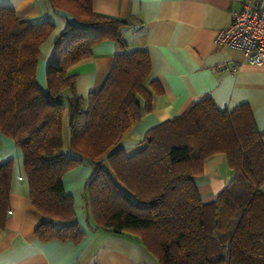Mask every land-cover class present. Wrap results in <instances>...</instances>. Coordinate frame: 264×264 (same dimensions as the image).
<instances>
[{
    "label": "trees",
    "instance_id": "1",
    "mask_svg": "<svg viewBox=\"0 0 264 264\" xmlns=\"http://www.w3.org/2000/svg\"><path fill=\"white\" fill-rule=\"evenodd\" d=\"M49 3L67 24L54 40L45 88L37 67L54 24L0 6V133L22 151L30 199L45 217L37 238H84L63 177L89 163L95 170L85 185V209L95 229L133 235L159 264H264V133L251 106L221 110L204 96L151 127L146 146L128 155L124 137L161 91L148 51L129 50L126 22L95 11L93 0ZM103 40L118 42L121 51L102 88L83 96L68 68ZM218 152L233 175L206 202L196 178ZM14 171L13 159L0 163L1 226Z\"/></svg>",
    "mask_w": 264,
    "mask_h": 264
},
{
    "label": "crops",
    "instance_id": "2",
    "mask_svg": "<svg viewBox=\"0 0 264 264\" xmlns=\"http://www.w3.org/2000/svg\"><path fill=\"white\" fill-rule=\"evenodd\" d=\"M244 1L93 0L95 11L126 22L122 34L128 49L148 51L152 76L161 86L151 108L143 111L140 121L123 139L128 155L146 146L144 137L151 127L182 113L204 96L211 97L221 110L249 104L264 133V65L249 63L241 49L215 43L217 32L230 23L232 12L241 10ZM0 6L13 8L20 17L54 24L53 33L40 46L37 67L38 82L45 88L47 61L55 38L66 27V18L49 0H0ZM91 51L90 56L68 68L69 74L76 75L75 86L83 96L102 88L121 48L114 40H103ZM11 159L15 171L9 213L5 225H0V264H159L133 235L97 230L88 222L85 185L95 170L89 163L77 165L63 177L84 238L39 240L35 230L45 217L30 199L22 151L12 138L0 133V163ZM232 175L223 152L208 157L203 175L196 178L203 200H214Z\"/></svg>",
    "mask_w": 264,
    "mask_h": 264
},
{
    "label": "built area",
    "instance_id": "3",
    "mask_svg": "<svg viewBox=\"0 0 264 264\" xmlns=\"http://www.w3.org/2000/svg\"><path fill=\"white\" fill-rule=\"evenodd\" d=\"M215 43L241 49L249 63L264 65V0H245L217 32Z\"/></svg>",
    "mask_w": 264,
    "mask_h": 264
},
{
    "label": "rangeland",
    "instance_id": "4",
    "mask_svg": "<svg viewBox=\"0 0 264 264\" xmlns=\"http://www.w3.org/2000/svg\"><path fill=\"white\" fill-rule=\"evenodd\" d=\"M66 137H67V133H66ZM66 142H67V138H66ZM65 153H66V155H69V153H68V152H66V151H65Z\"/></svg>",
    "mask_w": 264,
    "mask_h": 264
}]
</instances>
